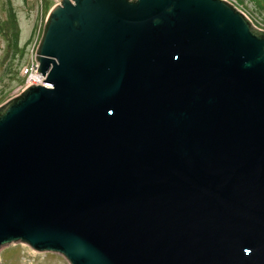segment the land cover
<instances>
[{
    "label": "water",
    "instance_id": "1",
    "mask_svg": "<svg viewBox=\"0 0 264 264\" xmlns=\"http://www.w3.org/2000/svg\"><path fill=\"white\" fill-rule=\"evenodd\" d=\"M35 59L0 104V249L264 264V30L227 0H60Z\"/></svg>",
    "mask_w": 264,
    "mask_h": 264
},
{
    "label": "rangeland",
    "instance_id": "2",
    "mask_svg": "<svg viewBox=\"0 0 264 264\" xmlns=\"http://www.w3.org/2000/svg\"><path fill=\"white\" fill-rule=\"evenodd\" d=\"M240 1V0H239ZM261 2V0H256ZM229 2V1H228ZM53 2L50 0H0V21L7 18L9 6L15 11L18 47L6 55L7 37L0 34V104L18 95L27 81L35 82V48L38 32ZM254 22L264 30V11L254 0H242ZM42 30V29H41ZM34 68V69H35ZM29 79V80H28ZM0 264H69L63 256L51 252H38L23 243H11L0 249Z\"/></svg>",
    "mask_w": 264,
    "mask_h": 264
},
{
    "label": "trees",
    "instance_id": "3",
    "mask_svg": "<svg viewBox=\"0 0 264 264\" xmlns=\"http://www.w3.org/2000/svg\"><path fill=\"white\" fill-rule=\"evenodd\" d=\"M242 2V0H240ZM261 11H264V0L258 2L254 0ZM42 29V23L38 32L37 40L40 37ZM0 34L7 37V45H6V55L8 53L14 52L18 47V33L16 30V18L15 11L11 6L7 9V18L3 21H0Z\"/></svg>",
    "mask_w": 264,
    "mask_h": 264
},
{
    "label": "built area",
    "instance_id": "4",
    "mask_svg": "<svg viewBox=\"0 0 264 264\" xmlns=\"http://www.w3.org/2000/svg\"><path fill=\"white\" fill-rule=\"evenodd\" d=\"M50 1L53 2L51 8L53 6H55L56 4H59L60 3V0H50ZM227 1H229L230 3H232L238 10H240L251 21V23L254 26H256L257 28L261 29V27L257 23L254 22V19H253L251 13L248 10H246L241 4H239V2H240L239 0H227Z\"/></svg>",
    "mask_w": 264,
    "mask_h": 264
},
{
    "label": "bare ground",
    "instance_id": "5",
    "mask_svg": "<svg viewBox=\"0 0 264 264\" xmlns=\"http://www.w3.org/2000/svg\"><path fill=\"white\" fill-rule=\"evenodd\" d=\"M35 61H36V59H35ZM36 65H37V61H36ZM35 67H33V69H32V72L34 73V77H32V78H34L35 79V82L37 83V84H40V83H42V79H43V77L37 72V66H36V69H34ZM29 80V79H28ZM30 84H32V81H27V85H26V87L28 86V85H30Z\"/></svg>",
    "mask_w": 264,
    "mask_h": 264
}]
</instances>
